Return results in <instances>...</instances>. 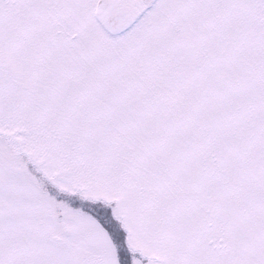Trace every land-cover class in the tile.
Listing matches in <instances>:
<instances>
[{"label":"snow or ice","instance_id":"snow-or-ice-1","mask_svg":"<svg viewBox=\"0 0 264 264\" xmlns=\"http://www.w3.org/2000/svg\"><path fill=\"white\" fill-rule=\"evenodd\" d=\"M0 264H264V0H0Z\"/></svg>","mask_w":264,"mask_h":264}]
</instances>
